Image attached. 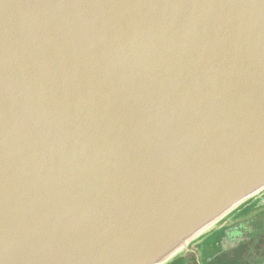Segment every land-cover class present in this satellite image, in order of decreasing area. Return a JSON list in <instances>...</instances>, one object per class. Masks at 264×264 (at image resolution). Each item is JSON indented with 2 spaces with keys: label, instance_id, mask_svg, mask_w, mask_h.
Listing matches in <instances>:
<instances>
[{
  "label": "water",
  "instance_id": "95a60500",
  "mask_svg": "<svg viewBox=\"0 0 264 264\" xmlns=\"http://www.w3.org/2000/svg\"><path fill=\"white\" fill-rule=\"evenodd\" d=\"M264 199V0H0V264H172Z\"/></svg>",
  "mask_w": 264,
  "mask_h": 264
},
{
  "label": "flooded vegetation",
  "instance_id": "af4514ba",
  "mask_svg": "<svg viewBox=\"0 0 264 264\" xmlns=\"http://www.w3.org/2000/svg\"><path fill=\"white\" fill-rule=\"evenodd\" d=\"M225 259L240 264H264V203L242 209L172 264H209L214 260L218 264Z\"/></svg>",
  "mask_w": 264,
  "mask_h": 264
},
{
  "label": "trees",
  "instance_id": "16d2710c",
  "mask_svg": "<svg viewBox=\"0 0 264 264\" xmlns=\"http://www.w3.org/2000/svg\"><path fill=\"white\" fill-rule=\"evenodd\" d=\"M226 261H229L230 263H226ZM220 262H223V263L225 262V264H240V263H239L238 261H236V260L232 261V260H226V259H225V260H220ZM220 262H219V263H220ZM219 263H218V264H219ZM209 264H217V262H215V260H214V261L210 262Z\"/></svg>",
  "mask_w": 264,
  "mask_h": 264
},
{
  "label": "rangeland",
  "instance_id": "374dc122",
  "mask_svg": "<svg viewBox=\"0 0 264 264\" xmlns=\"http://www.w3.org/2000/svg\"><path fill=\"white\" fill-rule=\"evenodd\" d=\"M263 203H264V199L262 200V202L259 203V205H261V204H263ZM240 211H242V210H240ZM240 211H239V212H240ZM239 212H238V213H239ZM238 213H236V214L234 215V217H235ZM234 217H233V218H234ZM233 218H232V219H233ZM232 219L228 220L227 222L231 221Z\"/></svg>",
  "mask_w": 264,
  "mask_h": 264
}]
</instances>
